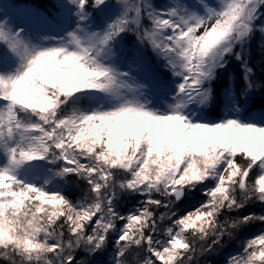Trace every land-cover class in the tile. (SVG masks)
<instances>
[{"label":"snow or ice","instance_id":"obj_1","mask_svg":"<svg viewBox=\"0 0 264 264\" xmlns=\"http://www.w3.org/2000/svg\"><path fill=\"white\" fill-rule=\"evenodd\" d=\"M0 264H264V0H0Z\"/></svg>","mask_w":264,"mask_h":264}]
</instances>
